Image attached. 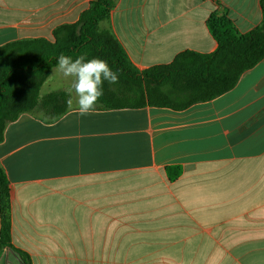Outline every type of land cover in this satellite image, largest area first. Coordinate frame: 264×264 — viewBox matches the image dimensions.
I'll list each match as a JSON object with an SVG mask.
<instances>
[{"label": "crops", "instance_id": "1", "mask_svg": "<svg viewBox=\"0 0 264 264\" xmlns=\"http://www.w3.org/2000/svg\"><path fill=\"white\" fill-rule=\"evenodd\" d=\"M91 1L0 0V46L54 42ZM215 13L242 34L263 18L260 0H116L101 27L144 71L214 52ZM72 79L51 71L40 97L69 99ZM71 98L55 120L22 114L0 142L12 243L32 264H264V59L231 90L183 109L81 116ZM169 166L181 168L174 181ZM0 264L23 263L4 248Z\"/></svg>", "mask_w": 264, "mask_h": 264}, {"label": "trees", "instance_id": "2", "mask_svg": "<svg viewBox=\"0 0 264 264\" xmlns=\"http://www.w3.org/2000/svg\"><path fill=\"white\" fill-rule=\"evenodd\" d=\"M115 4L116 0H92L77 22L54 30V42L35 38L0 46V142L8 124L24 113L51 105V120H55L66 112L67 93L40 97L41 88L61 53L74 59L80 55L87 59L99 57L118 72L119 82H105L104 94L95 106L106 109L136 108L147 103L183 109L209 101L231 90L244 72L264 59V0H260L262 21L251 31L242 34L226 15L212 14L208 27L217 41L214 52L184 51L170 64L144 71L131 63L112 31L101 27L109 21ZM166 170L171 181L181 174L178 166ZM9 197V182L0 166V251L10 248L23 264H32L30 256L12 243L6 216Z\"/></svg>", "mask_w": 264, "mask_h": 264}, {"label": "clouds", "instance_id": "3", "mask_svg": "<svg viewBox=\"0 0 264 264\" xmlns=\"http://www.w3.org/2000/svg\"><path fill=\"white\" fill-rule=\"evenodd\" d=\"M65 78H73L68 89L69 99L66 101L69 108L73 105L72 93H75L78 113L81 116L91 114L100 98L103 96V85L117 84L119 74L114 71L107 61L93 57L87 59L80 55L75 59L70 55L61 53L57 58V65L52 69Z\"/></svg>", "mask_w": 264, "mask_h": 264}, {"label": "rangeland", "instance_id": "4", "mask_svg": "<svg viewBox=\"0 0 264 264\" xmlns=\"http://www.w3.org/2000/svg\"><path fill=\"white\" fill-rule=\"evenodd\" d=\"M38 111H43V113H45V115H51V112L53 111V109L51 108V105L48 106H41L40 108L37 109ZM35 110V111H37Z\"/></svg>", "mask_w": 264, "mask_h": 264}, {"label": "water", "instance_id": "5", "mask_svg": "<svg viewBox=\"0 0 264 264\" xmlns=\"http://www.w3.org/2000/svg\"><path fill=\"white\" fill-rule=\"evenodd\" d=\"M2 229V208H1V199H0V233Z\"/></svg>", "mask_w": 264, "mask_h": 264}]
</instances>
